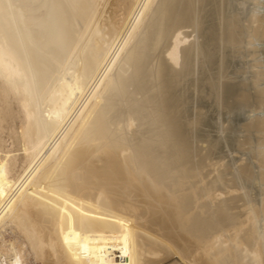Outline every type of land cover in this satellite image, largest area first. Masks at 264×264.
Instances as JSON below:
<instances>
[{"label": "bare ground", "instance_id": "6f19581e", "mask_svg": "<svg viewBox=\"0 0 264 264\" xmlns=\"http://www.w3.org/2000/svg\"><path fill=\"white\" fill-rule=\"evenodd\" d=\"M214 2L0 0V131L19 119L0 147V264H264L256 204L235 177L206 178L193 133L207 114L194 96H221L226 76L223 41L210 73V19L228 20ZM203 76L213 90L194 88ZM214 186L242 192L214 201Z\"/></svg>", "mask_w": 264, "mask_h": 264}, {"label": "rangeland", "instance_id": "374dc122", "mask_svg": "<svg viewBox=\"0 0 264 264\" xmlns=\"http://www.w3.org/2000/svg\"><path fill=\"white\" fill-rule=\"evenodd\" d=\"M214 1L216 0H213V4L216 5ZM207 9L209 10L210 6ZM252 11V0H228L227 19L229 20L230 16L233 14L240 15L238 16L241 21V37L243 38H241V42L243 43H239L238 45H233L234 42H236V39L234 37L232 27H227L229 24L228 20H225L226 26L222 30L217 21V14L214 15V18L211 17L214 21L210 19L211 23L209 24L211 27L213 29H217V31L215 29L216 32L214 34L212 32V39L216 44L209 48L210 51L216 53V55H214L215 57H213L212 64L210 65V73H213L212 77H215V79L219 77L217 69L219 67L218 65H220L219 57L221 52H218L220 50L218 48L216 49L215 45H218L223 41L226 45V76L221 79L222 95L219 96L220 100L218 95L215 93H213L211 97L199 95L198 98L193 95L196 99L195 104L199 107L206 108L207 113L203 116L204 121H199V124L193 133L195 136L194 138L202 147H207L208 150L211 149V151H209V159L205 161L202 159L199 161L206 178H217L218 174L223 171L225 172L226 177H235L237 182H239L237 187H240L243 183V187L249 193L248 197L250 202L256 204L255 208L257 209V215L259 213L258 216L260 217L259 230L261 229L260 232L264 235V211H262L264 210V194L260 192L258 186L252 184L251 182V179L254 176L259 178L260 182L264 184V153L262 156L260 155V157L253 153L254 150L256 151L259 147L264 146V10H262V13L257 16L258 20L256 19V21L250 18ZM248 46H251V48ZM195 86L199 87L198 90H201L204 86H208L212 89L215 84L212 80H206L205 76H203L195 82L194 88ZM16 103L17 102L13 99L12 106L14 108H16V106L18 107V104ZM173 106L178 112L179 107L183 109L184 106L187 108L189 105L187 103L181 104L178 101L177 104H174ZM249 115H254L256 118L254 119L255 121H250ZM194 118V115L190 116L191 120ZM17 119L18 115H15V122L8 120L6 123L5 121L1 123V127H3L1 129H6L0 131V137H2L0 139V147L2 146L1 149L3 151L6 147L7 149H12L13 145L10 147V144H12L13 141V138L11 137L12 131L14 129L15 131L18 130L19 127V119ZM182 120L185 122L184 119ZM13 123L15 128L12 126ZM184 132L187 133L185 129ZM3 139L5 141H3ZM16 153L22 155V151ZM19 165L21 168L23 165L22 161H20ZM175 167L178 168L180 165ZM224 167H227L228 171L224 170ZM164 172L169 173L170 176L175 173L172 168L168 167ZM193 181H195L196 185L198 184L197 186L201 184V180L197 177H194ZM214 182L215 184L217 183L216 181ZM222 187H220L221 189L219 186L213 187L211 199L214 201H221L238 196L242 192V190L235 189L233 186H231V188L233 187L232 189L228 186ZM224 187L227 188L225 189ZM240 204L241 203H239V205ZM245 208L246 207H240L239 209L245 210ZM246 228H248V225ZM226 244L228 245V242L223 243L224 246ZM172 258L173 257L160 264H172L171 262L174 261L184 264V262H181L177 257L176 259L175 257L173 259Z\"/></svg>", "mask_w": 264, "mask_h": 264}]
</instances>
